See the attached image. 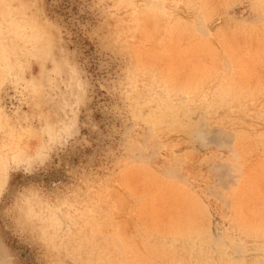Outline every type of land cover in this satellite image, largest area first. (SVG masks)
Listing matches in <instances>:
<instances>
[{
	"label": "rangeland",
	"instance_id": "rangeland-1",
	"mask_svg": "<svg viewBox=\"0 0 264 264\" xmlns=\"http://www.w3.org/2000/svg\"><path fill=\"white\" fill-rule=\"evenodd\" d=\"M35 8L73 33L97 79L109 64L134 74L123 96L97 90L86 142L31 175L0 173L7 189L37 194L42 217L35 232L6 223L0 259L264 264V3L96 0L86 10L81 0H44ZM21 9L31 16L32 0L0 3L9 17Z\"/></svg>",
	"mask_w": 264,
	"mask_h": 264
},
{
	"label": "clouds",
	"instance_id": "clouds-1",
	"mask_svg": "<svg viewBox=\"0 0 264 264\" xmlns=\"http://www.w3.org/2000/svg\"><path fill=\"white\" fill-rule=\"evenodd\" d=\"M32 3L31 16L24 9L14 17L0 14V173L11 166L31 175L53 156L86 142L95 131L97 90L123 96V80L134 74L109 64L107 76L97 79L73 45V33L59 18L49 19L35 8L44 0ZM81 3L89 10L96 0ZM38 204L34 192L0 183V230L8 223L19 231H37ZM0 264L12 262L0 259Z\"/></svg>",
	"mask_w": 264,
	"mask_h": 264
},
{
	"label": "bare ground",
	"instance_id": "bare-ground-1",
	"mask_svg": "<svg viewBox=\"0 0 264 264\" xmlns=\"http://www.w3.org/2000/svg\"><path fill=\"white\" fill-rule=\"evenodd\" d=\"M194 106H195V105H194ZM195 108H197V107H195ZM195 108H194V109H195ZM181 110H182V109H181ZM191 110H193V109H191ZM184 111H185V110H184ZM170 113H171V112H170ZM173 113H174V112H173ZM184 113H185V112H184ZM183 120H184V119H183ZM234 221H235V220H234ZM237 222H238V221H237ZM237 222H236V223H237ZM237 224H238V223H237ZM242 225H243V224H242ZM178 226H179V225H178ZM178 226H177V227H178ZM246 226H247V225H246ZM181 227H182V226H181ZM238 227H239V226H238ZM176 233H177V231H176ZM248 241H249V240H248ZM150 253H152V252H150ZM159 260H161V259H159ZM247 261H248V260H247Z\"/></svg>",
	"mask_w": 264,
	"mask_h": 264
}]
</instances>
